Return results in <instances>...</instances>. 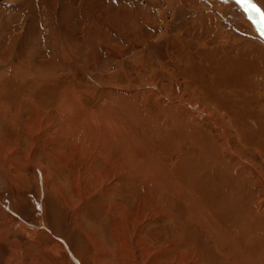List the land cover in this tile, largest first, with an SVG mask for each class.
Returning <instances> with one entry per match:
<instances>
[{
  "label": "rangeland",
  "instance_id": "374dc122",
  "mask_svg": "<svg viewBox=\"0 0 264 264\" xmlns=\"http://www.w3.org/2000/svg\"><path fill=\"white\" fill-rule=\"evenodd\" d=\"M0 264H264L237 0H0Z\"/></svg>",
  "mask_w": 264,
  "mask_h": 264
},
{
  "label": "bare ground",
  "instance_id": "6f19581e",
  "mask_svg": "<svg viewBox=\"0 0 264 264\" xmlns=\"http://www.w3.org/2000/svg\"><path fill=\"white\" fill-rule=\"evenodd\" d=\"M237 1L244 9H246L248 11L250 17H252L253 20L255 22H257L259 27L263 28V31H264V12L262 11V13H261L259 11V9H258L259 6L257 4H255V2L253 0H237ZM123 13H124V11H123ZM121 16H122V13H121ZM36 64L38 65L39 62H36Z\"/></svg>",
  "mask_w": 264,
  "mask_h": 264
},
{
  "label": "crops",
  "instance_id": "0c3cea01",
  "mask_svg": "<svg viewBox=\"0 0 264 264\" xmlns=\"http://www.w3.org/2000/svg\"><path fill=\"white\" fill-rule=\"evenodd\" d=\"M145 154H147V153H145Z\"/></svg>",
  "mask_w": 264,
  "mask_h": 264
}]
</instances>
